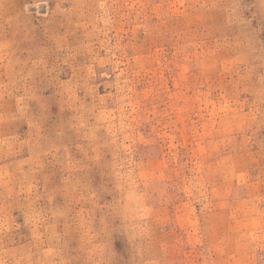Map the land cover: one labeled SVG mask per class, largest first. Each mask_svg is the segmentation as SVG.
Here are the masks:
<instances>
[{
  "label": "rangeland",
  "instance_id": "obj_1",
  "mask_svg": "<svg viewBox=\"0 0 264 264\" xmlns=\"http://www.w3.org/2000/svg\"><path fill=\"white\" fill-rule=\"evenodd\" d=\"M0 264H264V0H0Z\"/></svg>",
  "mask_w": 264,
  "mask_h": 264
}]
</instances>
